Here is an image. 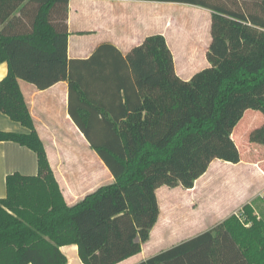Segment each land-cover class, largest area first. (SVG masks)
<instances>
[{
  "label": "trees",
  "instance_id": "trees-1",
  "mask_svg": "<svg viewBox=\"0 0 264 264\" xmlns=\"http://www.w3.org/2000/svg\"><path fill=\"white\" fill-rule=\"evenodd\" d=\"M33 31L0 32V112L31 129L0 131L38 155L37 175L7 176L0 199V264H117L142 251L160 216L157 190L193 188L214 159L238 163L233 130L248 109L264 114V0H150L212 10L210 66L183 79L163 34L124 55L104 43L68 57L69 0H38ZM56 15V17H55ZM46 89L69 82V113L114 180L68 204L19 80ZM264 145V123L250 134ZM137 264H264V218L251 204L211 230Z\"/></svg>",
  "mask_w": 264,
  "mask_h": 264
},
{
  "label": "crops",
  "instance_id": "crops-1",
  "mask_svg": "<svg viewBox=\"0 0 264 264\" xmlns=\"http://www.w3.org/2000/svg\"><path fill=\"white\" fill-rule=\"evenodd\" d=\"M41 4L38 0H0V32L5 30V34L10 36L32 32ZM178 5L179 9L175 8ZM180 16L189 22L195 21L201 30L202 40H205L197 62L192 61L188 52L182 54L178 46L182 41V32L180 27H176L175 21ZM211 19L210 8L188 3L69 0L68 57L88 59L104 43L115 45L126 55L147 36L163 34L173 52L176 72L183 79L189 80L195 73L210 66L207 52L212 40ZM8 72V62H1L0 81ZM19 82L68 204H75L101 185L113 182L111 171L69 113L68 80H61L46 89H39L23 79ZM246 112L232 134L240 150L241 161L233 163L214 159L208 170L196 180L193 188L181 185H163L158 188L160 216L150 239L143 244L141 252L117 264H137L211 230L232 214L240 213L246 204L253 205L256 214L261 216L260 211H264V157L243 156L241 145L247 141V136L248 144L251 146L254 143L250 140V134L255 129L252 126L254 115L249 118L251 124L245 123L240 127ZM0 131L30 133L31 129L0 112ZM15 172L37 175L38 155L18 142L0 141V199L7 196V176ZM176 206H188L190 216L178 223H168L163 219L164 207L174 209ZM62 251L67 255V264H84L76 244L62 246Z\"/></svg>",
  "mask_w": 264,
  "mask_h": 264
},
{
  "label": "rangeland",
  "instance_id": "rangeland-1",
  "mask_svg": "<svg viewBox=\"0 0 264 264\" xmlns=\"http://www.w3.org/2000/svg\"><path fill=\"white\" fill-rule=\"evenodd\" d=\"M179 7L180 5L175 6V8L178 9ZM175 23H176L175 24L176 27H180L182 32V37H181L182 41L178 43L181 53L186 55V53L188 52L189 57H191L192 61L197 62L198 59H200L201 57V50L203 49L205 42V40H202L203 38L200 28L198 27L195 21L189 22V20H187L186 18H182L181 16L175 21ZM251 115L255 116V118L252 121L253 128H256L263 124L264 114L260 110L248 109L244 120L240 124V127H243L245 123L246 125L251 124V122H249L250 121L249 118L251 117ZM246 139L247 141L243 142V144L241 145L243 156L246 158L248 156L255 158L257 155L264 157V145L254 142L250 146L248 144L249 136H247ZM166 207H164L163 219L168 221V223H178L180 220H183L190 216L189 214L190 210L188 209L189 208L188 206L187 207L176 206L174 209L172 208L168 209ZM260 215L261 217L264 218L263 210L260 211ZM159 236H160V232H159Z\"/></svg>",
  "mask_w": 264,
  "mask_h": 264
}]
</instances>
